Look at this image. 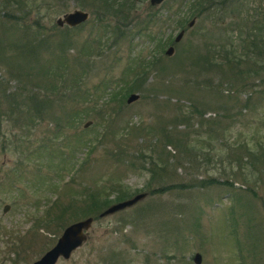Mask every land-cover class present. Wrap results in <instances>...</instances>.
Masks as SVG:
<instances>
[{
    "label": "rangeland",
    "instance_id": "obj_1",
    "mask_svg": "<svg viewBox=\"0 0 264 264\" xmlns=\"http://www.w3.org/2000/svg\"><path fill=\"white\" fill-rule=\"evenodd\" d=\"M76 1L0 0V16L7 26L14 25L16 18H20V23L31 27L30 32H38L45 41L38 49L41 57L55 54L58 48L54 45L62 39L63 48L60 47L66 53L67 77L70 81L77 77L76 74H83L84 88L88 91H92L100 80L105 82L125 75L127 58L147 61L151 56H157L160 58L158 65L162 68L148 70L142 91L135 92L138 98L126 103L127 94L119 116L110 123L108 118L115 116L117 106L105 96L97 98L102 94L99 87L91 100L83 102L87 115L83 114L74 127L63 129L62 137L59 136L50 146L55 150L49 151L63 154L62 159L53 158L51 168L38 169L33 161L26 163L21 159L25 177H15L12 169L19 168L18 158L23 156L27 142L23 136L14 140L9 126L1 124L0 264H30L54 243L64 226L39 227L32 217L40 213L49 198L58 195L64 203L70 194L81 199L89 192H98L110 199L101 208L103 210L116 202L115 189L146 194L134 204L111 214L102 217L91 215L93 220L87 229L86 240L68 259H58L55 264H194L192 256L195 252L201 256L199 264H264V159L254 160L250 154L242 152L245 148V151L249 149L258 156V150L264 149V95L260 102L254 100L255 95L251 96L248 106L241 108L246 92L233 101V87L224 81L222 95L216 93L217 97L210 99L200 94L201 88L194 90L195 83L200 82L204 73L198 76L197 68L190 65L194 56L192 52L202 53L207 46L212 48L229 34L235 35L236 28L229 27L230 22L238 23L237 28L244 31L248 19L256 18L259 10H264V0H234L229 7L233 13L232 9L223 11L216 5H209L212 2L197 7L196 1L185 0L179 12L173 14L181 0H164L156 7L150 6L148 0H137L131 9L130 24L143 20L149 7L158 10L162 22L150 27L147 34L133 35L130 43H118L102 52L100 57L72 64L76 53L81 56V43L90 41V23L96 17L92 10L79 7ZM169 5L170 9L166 10ZM74 9L88 13L81 27L74 26L66 31V25L55 24L57 17ZM191 19L193 23L188 26ZM21 27H16V33L19 34ZM228 27L232 32H228ZM157 30L158 38L163 39L160 48L155 47L148 36L150 33L154 37ZM179 30H183V34L173 42ZM257 36L263 37L264 32ZM47 39L49 44H46ZM168 46L173 47V52L165 55ZM257 65L264 66V61L252 58L251 54L240 64L241 70L249 71L247 84L254 85L253 88L256 86V90L264 89V67L256 73ZM184 71L188 74H182L186 73ZM225 75L231 80L227 72ZM124 77L127 79L128 76ZM184 77L187 81L185 79L186 83L182 84L178 80ZM171 79L173 82L166 86L165 80ZM0 80L10 89L15 84L7 82L1 67ZM181 84L184 90L191 92L189 96L180 92ZM188 100L194 103L202 101L201 122L193 117L189 128L179 123L175 132L190 133L196 157L191 166L184 164L186 169L170 164L167 171L171 177L163 179L164 182L153 179L146 188L149 173L127 165L118 153L137 149L145 159L150 154L154 156L149 143L153 141L155 131L158 132L160 120L165 123L173 121L176 106L185 107ZM54 112L59 115L58 110ZM86 122L88 124L84 126ZM129 126H137L141 130L122 136L128 131L125 127ZM53 129L49 119L36 123L33 128L35 144L40 140H50ZM78 136L82 140L75 142ZM86 141L91 142L89 148L84 146ZM164 149L176 154L172 145ZM66 179L61 189H57ZM161 185L169 186V189L150 193L149 188ZM4 205L8 207L5 212L2 211ZM86 216L89 215H78L68 223ZM29 227L35 228L34 234H31V229V235L23 238L27 248H19L16 257L10 251L11 242L21 237ZM42 240L51 243L43 251L40 249Z\"/></svg>",
    "mask_w": 264,
    "mask_h": 264
},
{
    "label": "trees",
    "instance_id": "obj_2",
    "mask_svg": "<svg viewBox=\"0 0 264 264\" xmlns=\"http://www.w3.org/2000/svg\"><path fill=\"white\" fill-rule=\"evenodd\" d=\"M193 1L197 2V7H199V4L212 2L209 5L212 4L213 7L216 5V8L223 11L226 8L229 9L230 5L234 2V0H217L216 3L213 2L214 0ZM184 2L185 0L178 2L174 12L171 14L178 13ZM76 3H79L78 6L88 7L96 17L90 23L89 35L91 34V37H88L90 41L85 40L81 43V56L79 57L78 53H76L75 62L72 61V64H80L83 62L82 60L91 61L93 57H100L103 54L102 52H106V50L114 47L116 44L130 43L133 35L147 34L146 32H148L150 27L162 22L160 14L157 12L158 10L153 8L156 6H153L149 7L145 18L143 20L140 19L141 22L134 21L133 24H130V18L133 13L131 9H133V5L137 3V0H77ZM170 7L169 5V8L166 10H169ZM231 12L233 13V9ZM19 19L16 18L17 22L13 23L14 25L9 24L7 26L2 16H0V67L5 71L7 82L13 81L15 83L12 89H10L5 87L6 83L3 80H0V126L2 123H6L14 140H20L19 138L22 136L26 139L27 146L25 147L23 156L20 159L18 158L19 168L15 169L16 171L12 169L15 177H25L23 175L25 171L22 167L24 164L23 160L26 163L33 161L36 168L42 169L41 167L51 168L53 158H63V154L58 153L57 155L49 151L55 150L50 146L54 145L59 136L62 137L63 129L74 127L83 114H86L83 102L91 100V97L100 89L99 87L102 88V94L97 98L100 99L105 96L111 102L116 103L115 105L117 106L115 116L108 118L107 122L110 123L119 116L121 104L126 95L131 92L142 91L144 76L148 73V70H159L162 66L158 65L160 58L157 56H151L150 60L148 59L147 61L136 57L127 58V73L125 75H121L114 80L109 79L105 82L100 80L96 86L92 87V91H88L84 88L83 74H76L77 77L69 81L66 74V53L62 50L63 46H61L63 44L62 39L54 45L58 48L55 54L48 53L50 54L49 57H41L38 49L45 44L44 38L39 37L40 34L38 32H30L29 29L31 30V27L20 23ZM83 24L81 23L75 26V28H79ZM19 25L22 27L18 34L15 30ZM229 27L236 28V31H234L235 35L229 34L221 39L222 43H218L212 46V48L207 46L206 51L202 53L200 51L199 53L192 52L194 56H192L193 60H191L190 65L197 68L196 70L199 72L198 76L204 73L203 77L200 76V82L195 83L194 90H197L199 87V89L201 88V95H207L212 99L213 97H217L216 93L222 95L223 87L221 85L225 81L233 87L231 95V97L234 96L232 98L233 101L246 92L247 95L241 100V108H244L248 106L251 96L255 95L254 100L260 102L262 95H264V89L256 90V86L253 88L254 85L249 86L247 84V74L249 71L240 69L242 60L249 59L250 54L252 58H259L261 62L262 60L264 61V38L257 36L261 31L264 32V10H259L256 18L248 19V24L245 26L244 31L239 30L237 28L238 23L235 22H230ZM229 27L228 32H232ZM71 28L65 27L64 30L68 31L67 29ZM158 33L159 30L155 31L154 37L150 33H148V36L150 42L155 47L160 48L163 39L160 40L158 38ZM46 44H49V39H47ZM255 63L257 64V61H254ZM257 66L256 73L264 67L263 65ZM184 72L186 73L182 74H188L187 71ZM225 72H227L231 80H228ZM124 76H128L127 79ZM215 78L216 82L212 83V80ZM185 79L187 81L185 77L178 81L185 84ZM165 82L166 86H168V83L173 82V79L170 81L165 80ZM182 84L179 87L180 92L186 93L189 96L191 92L184 90ZM81 98L84 100L80 101ZM187 98L190 99L189 97ZM201 102L195 101L194 103L188 100V105L185 106L186 109L184 105L176 106V113L172 118L173 121L165 123L163 119L160 120L158 132L155 131L154 139L149 143V148L154 153V156L150 154L148 159H145L141 150L137 149L127 152L125 150L119 151L118 156L122 157L127 165L138 167V169L149 173V179L145 185L146 188L149 187L153 179H156L157 182H164L163 179L171 177V174L167 171L170 164L177 165V167L182 166L186 169L187 166H191L193 163L196 154L193 152L194 149L190 143V133L187 131L177 133L175 129L179 123L183 124L184 128H189L190 120L193 117L201 122L200 117L203 115V111L200 109V106L203 105ZM238 102L240 103L239 100ZM54 110H58L59 115L56 116ZM43 119H49L53 123V135L50 140H40V142L35 144L33 128L36 123L43 121ZM136 127H125V130L128 131L122 136L141 130ZM0 135L3 136V134ZM101 135L104 137L103 133ZM81 140L82 137L78 136L75 142ZM89 143L91 142L86 141L84 146L89 148ZM168 145H172L176 150V154L165 151L164 148ZM258 151V156H255L249 149L245 151V148H242L243 153L251 155L250 158L254 160L264 159V149L260 148ZM136 164L138 166H135ZM184 164H187V166ZM38 165L39 167H37ZM66 182L67 179L63 180L60 186L56 188L61 189V186ZM161 189L165 191L169 189V186L161 185L159 188H149V191L150 193H162ZM133 192L128 189H115L116 195L114 196V201L129 198L133 195ZM109 202L110 199L106 195L103 196L98 192H89L86 196L81 197V199L74 197V194H70L64 203L61 202L58 195H54L52 199L49 198L44 202L43 210L41 209L38 215H32V217L34 222L39 224V227L48 228L50 225L55 224V226H59V228L61 226L62 228L78 215L87 214L97 217L101 208ZM76 206H79L78 209L81 206L83 207L78 210ZM33 227L26 229L27 231L21 237L11 242L12 248H10V251L16 257L19 248H27V244H23V238L25 239V237L34 234L35 228ZM31 229L32 232L30 234ZM49 245L51 243H44L42 240L40 249L43 251ZM22 251L24 252V249Z\"/></svg>",
    "mask_w": 264,
    "mask_h": 264
},
{
    "label": "water",
    "instance_id": "obj_3",
    "mask_svg": "<svg viewBox=\"0 0 264 264\" xmlns=\"http://www.w3.org/2000/svg\"><path fill=\"white\" fill-rule=\"evenodd\" d=\"M164 0H148L149 5L158 6ZM88 18V13L80 9H74L70 12L64 13L61 17L55 19L57 26L66 25L67 27H74L83 23ZM193 19H191L187 25L191 26ZM183 34V30H179L173 38V42H177ZM173 52V47L168 46L164 51L165 55H170ZM138 98V94L135 92L129 93L125 99L126 103H130ZM88 122L84 123L86 126ZM145 192H139L133 194L129 198H125L116 202H113L106 206L103 210L98 213L99 217L111 214L117 210L128 207L134 204L145 196ZM7 205H4L2 211L5 212ZM262 218L264 221V209L262 210ZM93 218L86 216L82 219L72 221L65 225L54 243L46 249L38 258L33 260L30 264H55L58 259H68L71 253L80 247L87 238V229L89 228ZM201 256L195 252L192 256L194 264H199Z\"/></svg>",
    "mask_w": 264,
    "mask_h": 264
}]
</instances>
